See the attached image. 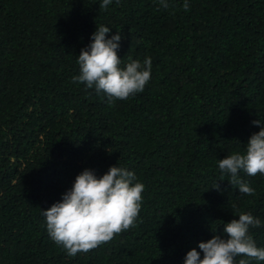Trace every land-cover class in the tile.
<instances>
[{
  "label": "trees",
  "instance_id": "16d2710c",
  "mask_svg": "<svg viewBox=\"0 0 264 264\" xmlns=\"http://www.w3.org/2000/svg\"><path fill=\"white\" fill-rule=\"evenodd\" d=\"M188 2L0 0V264H184L241 212L264 248V175L238 174L246 196L217 163L264 124V0ZM101 25L120 32L122 68L152 61L144 91L112 104L71 82ZM116 165L144 185L136 226L69 257L41 210Z\"/></svg>",
  "mask_w": 264,
  "mask_h": 264
},
{
  "label": "clouds",
  "instance_id": "9594fccd",
  "mask_svg": "<svg viewBox=\"0 0 264 264\" xmlns=\"http://www.w3.org/2000/svg\"><path fill=\"white\" fill-rule=\"evenodd\" d=\"M119 3V0H116ZM161 7H168V0H158ZM112 0H102L100 8L106 9ZM184 11L190 10L184 0ZM111 29L99 26L91 36V43L82 48L77 57L79 74L72 83H83L107 96L109 104L126 100L144 91L151 78V57L141 64L131 60L123 68L117 55L121 35L116 32L110 38ZM260 130L253 133L243 154L233 153L218 160V169L229 174L230 185L246 196H254L255 189L239 177L243 171L248 176L264 175V124L259 119L251 122ZM133 171L110 166L106 173L97 177L92 170L85 169L75 177L70 190L62 194L61 200L48 209L41 210L49 237L69 257L87 253L113 240L115 236L136 226L140 213L144 185L136 182ZM213 189L220 190L216 183ZM261 226V220L249 212H241L238 219L224 223L222 234H213L206 242H199L186 253L184 264H250V261H264V248L257 247L250 228ZM201 252L203 254L201 258ZM237 257H247L239 259Z\"/></svg>",
  "mask_w": 264,
  "mask_h": 264
}]
</instances>
